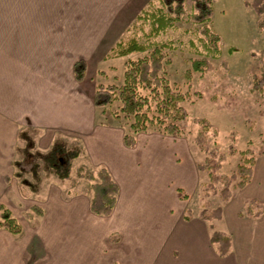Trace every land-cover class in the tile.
<instances>
[{
	"label": "crops",
	"instance_id": "obj_1",
	"mask_svg": "<svg viewBox=\"0 0 264 264\" xmlns=\"http://www.w3.org/2000/svg\"><path fill=\"white\" fill-rule=\"evenodd\" d=\"M151 1L0 0V205L22 228L18 235L0 229V264H264V160L246 186L257 187L248 198L263 212L237 217L220 256L212 225L163 205L164 181L190 187L196 168L187 159L172 162L173 143L157 135L138 134L128 148L126 130L100 121L95 69L113 60L104 59ZM79 60L86 63L81 82L73 73ZM55 142L79 152L68 179L56 176L38 192L24 191L15 177L17 155L29 143L49 152ZM74 163L76 177L103 167L117 184L109 216L91 213L89 184L71 190Z\"/></svg>",
	"mask_w": 264,
	"mask_h": 264
},
{
	"label": "rangeland",
	"instance_id": "obj_2",
	"mask_svg": "<svg viewBox=\"0 0 264 264\" xmlns=\"http://www.w3.org/2000/svg\"><path fill=\"white\" fill-rule=\"evenodd\" d=\"M243 1L211 0V23L208 26L220 38L217 43L218 54L210 53L212 47L209 43V35L204 32L202 23H197L192 19L196 11L191 8V0L186 1L185 14L174 24V27L166 29L163 34L153 39L157 43L169 44L172 49L168 51L170 63L165 65L164 74L170 86L185 97L182 107L187 113V119L178 123L182 129V135L169 137L149 130L144 134L145 140L152 135H157L163 142L173 143L170 160L182 166L187 159L192 171L196 168L194 166L202 164L205 158V154L194 143V137L198 132V126L193 122L194 118H204L212 126L206 135V142L210 148H215L218 152L227 155L229 145L233 141L236 154L227 156L221 163L219 174L228 176L234 172L239 162V153L246 149H250L255 157V164L258 162L262 168V170L260 168L261 173L263 171L264 86L261 91L254 90L253 86L262 77L264 27L259 29L258 23L264 19V15L257 16L252 10L249 4L253 0H245L249 6L244 5ZM154 3L158 6L156 1ZM147 6H144L142 10ZM142 10L137 13L136 17ZM136 17L116 40V43L120 41L125 44L131 38L146 42L144 34L149 31V24L136 22ZM229 48H234L236 51L228 53ZM142 56L143 54H131L125 58H114L107 55L104 60L109 58L113 60L95 69L94 83L96 86L98 84L120 86L123 81L124 61L126 59L135 60ZM199 59H206L212 68L205 72L192 71L191 61ZM109 66L111 67L108 69ZM96 108L103 124L120 126L127 131L130 119L125 118L119 112L117 103L109 107ZM30 146L29 143L28 149L20 151L17 155L18 164L15 166V177L24 191L28 193L39 191L42 184L50 183L56 178L55 170L50 166L52 161H47L50 159L49 152L30 150ZM77 167L76 163L72 166V191H79L80 183L86 187L90 185L85 178L88 173H81L84 179L82 182L79 171L76 177ZM194 177L196 178L193 184L187 187L188 189L175 180L164 181L161 191L164 198L163 205L173 214L186 209L184 217H192V219L202 218L203 211L206 217L212 210L219 207L223 213L222 219L203 221H206V226L214 227L212 232H223L230 237L228 234L230 226L237 217L241 219L251 217L246 213L245 202L251 200L248 197L257 187L254 184L246 187L250 179L244 188L238 189L235 186L236 181H233L230 183L231 197L223 201L219 194L220 184H216L217 193L215 195L204 196V188L209 183L207 171L196 172ZM178 190L187 196L186 200L179 199ZM36 201L41 202L42 199H36ZM255 203L257 207L253 210L260 211V216L263 212L262 206L257 201Z\"/></svg>",
	"mask_w": 264,
	"mask_h": 264
},
{
	"label": "trees",
	"instance_id": "obj_3",
	"mask_svg": "<svg viewBox=\"0 0 264 264\" xmlns=\"http://www.w3.org/2000/svg\"><path fill=\"white\" fill-rule=\"evenodd\" d=\"M157 2L158 6L154 2ZM186 0H153L146 9H143L136 17L138 23H148L149 31L144 34L146 42H139L131 38L127 43L118 41L110 50L108 56L125 58L131 54H143L141 58L132 60L126 59L123 63V81L118 87L115 85L98 84L94 93L95 107H109L117 103L119 112L130 119L128 129L123 136V143L126 147L132 148L136 143L138 134H145L149 130L169 136L177 137L182 135V129L178 123L187 119V113L182 107L185 97L173 89L165 78L164 67L170 63L168 51L172 50L169 44L157 43L153 39L163 34L166 29L173 28L185 14ZM192 10L196 14L192 19L197 23H202V28L209 35V43L212 47L210 53L218 54L217 43L219 36L208 26L211 23L212 4L211 0H191ZM249 6L257 16L264 15V0H253L251 4L243 1ZM259 29L264 27V19L258 23ZM236 49L229 48L228 53L235 52ZM212 68L206 59L191 61V70L195 72H205ZM86 63L84 60L77 61L73 66L75 80L81 82L84 78ZM262 77L254 84L253 89L261 91L264 86V62L261 68ZM187 76L189 73L187 72ZM257 78V77H256ZM193 122L198 126L197 135L194 137L195 145L205 154L202 164H196L197 172H206L209 183L204 188V196L215 195L217 193L216 184H220V197L227 201L231 197L230 183L236 181V187L242 189L251 179L255 165V157L250 149L239 153L240 158L234 172L230 175L219 174L221 163L227 156L236 154L233 141L229 145L228 154L220 153L215 148H210L206 142V135L212 126L204 118H194ZM232 137V136H231ZM233 140V139H232ZM79 155L77 150H67L59 142H55L49 151L50 166L55 170L56 176L60 180H66L70 173L71 160ZM46 159V157H45ZM46 161V160H45ZM79 177L82 178L81 173ZM86 180L90 182V189L93 196L90 201V211L96 216H109L116 204L118 186L111 178L105 168H100L96 175L88 174ZM180 199L186 200L187 196L177 191ZM254 199L245 202V209L248 216L257 217L261 213L255 211L257 205ZM31 212L42 215L43 212L36 206L31 208ZM188 214L190 210L188 209ZM202 220L221 219L222 210L216 208L208 216L202 212ZM187 219V217H184ZM0 229H5L12 235L22 232L20 224L11 213L0 205ZM212 243L218 245L220 256L226 254L229 249L231 239L223 232H213L210 238Z\"/></svg>",
	"mask_w": 264,
	"mask_h": 264
}]
</instances>
